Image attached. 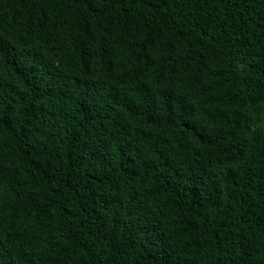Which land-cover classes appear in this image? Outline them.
I'll list each match as a JSON object with an SVG mask.
<instances>
[{
  "label": "trees",
  "instance_id": "16d2710c",
  "mask_svg": "<svg viewBox=\"0 0 264 264\" xmlns=\"http://www.w3.org/2000/svg\"><path fill=\"white\" fill-rule=\"evenodd\" d=\"M0 264H264V0H0Z\"/></svg>",
  "mask_w": 264,
  "mask_h": 264
}]
</instances>
